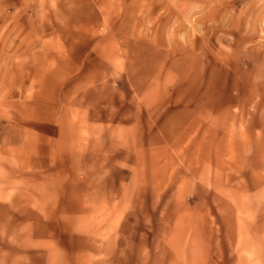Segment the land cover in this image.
<instances>
[{
	"label": "rangeland",
	"instance_id": "374dc122",
	"mask_svg": "<svg viewBox=\"0 0 264 264\" xmlns=\"http://www.w3.org/2000/svg\"><path fill=\"white\" fill-rule=\"evenodd\" d=\"M0 264H264V0H0Z\"/></svg>",
	"mask_w": 264,
	"mask_h": 264
}]
</instances>
